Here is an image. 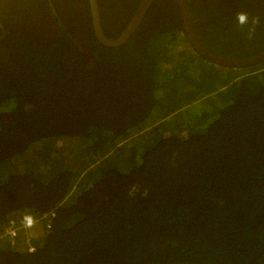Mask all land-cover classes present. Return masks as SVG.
I'll use <instances>...</instances> for the list:
<instances>
[{
    "label": "trees",
    "instance_id": "1",
    "mask_svg": "<svg viewBox=\"0 0 264 264\" xmlns=\"http://www.w3.org/2000/svg\"><path fill=\"white\" fill-rule=\"evenodd\" d=\"M184 1L210 53L264 52V0ZM168 4L87 58L68 25L0 41V264H264V61L206 60Z\"/></svg>",
    "mask_w": 264,
    "mask_h": 264
},
{
    "label": "flooded vegetation",
    "instance_id": "2",
    "mask_svg": "<svg viewBox=\"0 0 264 264\" xmlns=\"http://www.w3.org/2000/svg\"><path fill=\"white\" fill-rule=\"evenodd\" d=\"M102 1L96 0L102 33L103 23L106 26L117 27L116 32H120L118 36L123 32L141 2L137 4L136 0H105L113 6L110 14L114 16L112 18L100 8L99 3ZM164 1L169 2V9L177 8L175 0ZM91 20L87 0H0L1 45H8L20 36L47 44L53 41L58 29L66 31L65 25H68L74 29L73 35L68 34L69 38L81 55L87 58L86 54L90 52V46L84 41L83 33L85 34L86 25L91 24ZM126 20L128 22L123 28L122 25ZM91 30L93 32L92 24ZM11 34H17L18 38Z\"/></svg>",
    "mask_w": 264,
    "mask_h": 264
},
{
    "label": "water",
    "instance_id": "3",
    "mask_svg": "<svg viewBox=\"0 0 264 264\" xmlns=\"http://www.w3.org/2000/svg\"><path fill=\"white\" fill-rule=\"evenodd\" d=\"M90 13H91V24L92 29L95 38L97 41L106 47H117L119 45H122L135 31V29L140 24L143 16L145 15L147 9L153 2V0H141L139 3L135 13L131 17V20L123 30V32L116 38V39H107L102 33L101 26H100V20L98 16V10H97V3L96 0H87ZM175 3L177 5V8L179 10L180 19L182 22V27L184 29V32L187 36V40L189 43V46L196 51L201 57L205 58L206 60L212 62L216 65H221L225 67H247L254 64H258L262 61H264V52L261 53L258 56L252 57L250 59L246 60H232V59H226L219 56H216L206 49H204L198 42L193 29L191 27L190 18L188 16V12L186 9L185 1L184 0H175Z\"/></svg>",
    "mask_w": 264,
    "mask_h": 264
},
{
    "label": "clouds",
    "instance_id": "4",
    "mask_svg": "<svg viewBox=\"0 0 264 264\" xmlns=\"http://www.w3.org/2000/svg\"><path fill=\"white\" fill-rule=\"evenodd\" d=\"M236 21L240 27L247 26V36L249 39L253 38L255 31H256V26L259 25L261 22L260 17H253L251 21H249L248 14L246 12H238L236 14ZM139 191H140V185H133L129 189V196L134 197L136 193ZM141 195L144 197H147L148 190L145 188L143 192L141 193Z\"/></svg>",
    "mask_w": 264,
    "mask_h": 264
},
{
    "label": "built area",
    "instance_id": "5",
    "mask_svg": "<svg viewBox=\"0 0 264 264\" xmlns=\"http://www.w3.org/2000/svg\"><path fill=\"white\" fill-rule=\"evenodd\" d=\"M5 233L10 237V239H13L17 234L16 229L12 228L11 226L5 230Z\"/></svg>",
    "mask_w": 264,
    "mask_h": 264
}]
</instances>
